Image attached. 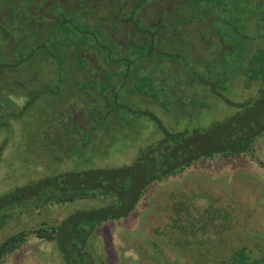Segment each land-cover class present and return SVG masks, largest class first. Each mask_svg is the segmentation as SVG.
<instances>
[{
	"label": "trees",
	"instance_id": "16d2710c",
	"mask_svg": "<svg viewBox=\"0 0 264 264\" xmlns=\"http://www.w3.org/2000/svg\"><path fill=\"white\" fill-rule=\"evenodd\" d=\"M236 82L255 86L253 96L230 99ZM263 89L264 0H0V168L13 138L33 156L24 163L41 154L47 168L0 191V232L45 205L103 202L10 234L0 264L31 234L56 240L64 264H97L96 227L128 216L150 185L201 157L254 156L252 122L264 110L246 105ZM219 103L235 113L202 130L173 129ZM122 147L134 158L113 165L109 154ZM182 197L188 210L193 199ZM179 228L196 237L204 224ZM196 239L175 244L209 256ZM259 249L239 247L223 261L263 264Z\"/></svg>",
	"mask_w": 264,
	"mask_h": 264
},
{
	"label": "rangeland",
	"instance_id": "374dc122",
	"mask_svg": "<svg viewBox=\"0 0 264 264\" xmlns=\"http://www.w3.org/2000/svg\"><path fill=\"white\" fill-rule=\"evenodd\" d=\"M238 83L234 84L233 90L227 91V95L231 94L230 99L234 98L233 101L236 102L253 94L256 88L245 87L243 90ZM260 94H264V89ZM253 106L255 109L260 107L264 110V95H258L251 103L248 102L246 107L251 113ZM234 107L233 104L223 106L219 103L215 109L209 107L203 110L202 115L182 119L178 124L170 123L173 129L202 130L208 128L213 121H220L234 114ZM263 116L264 113L261 112L255 114L252 122V130L260 129L254 143L253 157L247 153L228 158L221 157L219 153L211 158L201 157L176 175L150 185L128 216L108 220L96 227L90 242L95 247L94 258H97V264H225L223 260H229L232 252L243 246L259 247L262 252H259L260 256L263 255L259 258L264 259ZM29 128H32L31 124H27V129ZM11 141L12 146L9 145L3 154L8 160L2 161L0 168V191L24 183L28 178L36 177L37 173L43 174L47 170L46 165L41 164V154L35 155L37 160L34 164L24 163L25 155L27 159L33 158L30 152L26 153V142H18L17 138ZM17 144L21 146H15ZM125 147L121 148L118 156L109 154L118 157L113 165L129 163L134 158L122 155L126 150L130 154L131 148ZM182 195L193 199L188 210L181 204L177 205L183 198ZM101 203L103 202L100 197L84 198L66 204H49L25 212L11 219L2 229L0 242L17 231L35 228L43 223H59L77 209ZM211 211L214 213L207 214ZM227 216L229 220L225 222L223 218ZM199 221H202L204 228L196 230V237L189 233L184 234L179 228L181 225L190 226ZM195 238H198V242L202 241L201 248L209 256L202 258L198 253L195 254L193 245L189 246L190 242H185L186 246L175 244L179 239L190 241ZM77 242L82 240L78 238ZM252 257L257 255L253 254ZM2 264L64 262L56 240H46L31 234L27 242L8 255Z\"/></svg>",
	"mask_w": 264,
	"mask_h": 264
}]
</instances>
